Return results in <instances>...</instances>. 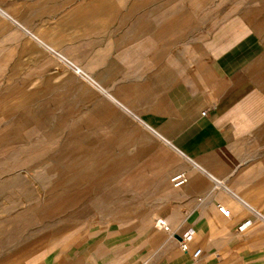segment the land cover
<instances>
[{"label": "crops", "instance_id": "1", "mask_svg": "<svg viewBox=\"0 0 264 264\" xmlns=\"http://www.w3.org/2000/svg\"><path fill=\"white\" fill-rule=\"evenodd\" d=\"M40 1L0 0V19ZM231 22L202 54L173 59L171 48L204 41L172 46L152 30L121 49L154 52L122 60L138 70L93 83L97 97L62 150L74 187L65 209L88 226L29 264H264V31Z\"/></svg>", "mask_w": 264, "mask_h": 264}, {"label": "rangeland", "instance_id": "2", "mask_svg": "<svg viewBox=\"0 0 264 264\" xmlns=\"http://www.w3.org/2000/svg\"><path fill=\"white\" fill-rule=\"evenodd\" d=\"M39 5L9 12L19 15L13 21L21 27L0 19V264H29L38 251L52 254L63 240L77 242L79 229L88 226L87 220L79 227L76 212L65 209L63 197L74 187L65 185L69 173L62 150L78 132L86 100L97 97L93 83L138 70L122 60L154 52L121 49L146 43V31L152 30L156 42L164 38L172 46L204 41L202 47L171 48L173 59L202 54L235 17L264 31L259 0H41Z\"/></svg>", "mask_w": 264, "mask_h": 264}, {"label": "built area", "instance_id": "3", "mask_svg": "<svg viewBox=\"0 0 264 264\" xmlns=\"http://www.w3.org/2000/svg\"><path fill=\"white\" fill-rule=\"evenodd\" d=\"M170 181L172 182L173 186L176 188L183 186L185 183L184 177L181 175L173 176ZM216 210L218 211V213H221L225 218H229L231 215L229 210L221 204L217 205ZM156 224L158 227H160L162 229H166L164 221L158 220ZM249 226H250V222L246 220L243 223H241L240 225H238L237 229L239 231H243ZM182 247H183V250L186 251V247H184V246H182ZM199 255H200V251L197 250L192 254V257L197 258Z\"/></svg>", "mask_w": 264, "mask_h": 264}]
</instances>
